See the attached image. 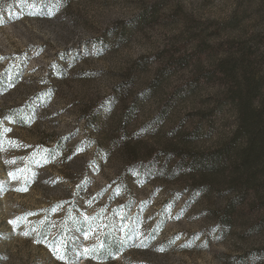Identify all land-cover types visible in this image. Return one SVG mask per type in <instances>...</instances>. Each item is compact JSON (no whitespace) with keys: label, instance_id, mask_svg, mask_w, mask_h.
<instances>
[{"label":"rangeland","instance_id":"1","mask_svg":"<svg viewBox=\"0 0 264 264\" xmlns=\"http://www.w3.org/2000/svg\"><path fill=\"white\" fill-rule=\"evenodd\" d=\"M241 50L263 77L264 0H0V264H264L263 209L185 168Z\"/></svg>","mask_w":264,"mask_h":264},{"label":"trees","instance_id":"2","mask_svg":"<svg viewBox=\"0 0 264 264\" xmlns=\"http://www.w3.org/2000/svg\"><path fill=\"white\" fill-rule=\"evenodd\" d=\"M242 51L237 58L220 61L208 76L210 79L217 76L224 85L223 101L235 111V132L221 149L199 160L192 157L185 168L188 171L196 166L203 171L228 169V184L236 192L233 203L243 206L247 201L248 210L259 205L264 216V76L257 77L259 64L254 54ZM193 55L195 61L200 58L196 52ZM177 59L181 61L183 56ZM238 139L242 146L233 152L229 146ZM118 149L133 152L127 144H118ZM177 162L180 164L181 158ZM234 210L236 206L232 204L227 216Z\"/></svg>","mask_w":264,"mask_h":264},{"label":"snow or ice","instance_id":"3","mask_svg":"<svg viewBox=\"0 0 264 264\" xmlns=\"http://www.w3.org/2000/svg\"><path fill=\"white\" fill-rule=\"evenodd\" d=\"M20 171H23V170H20ZM9 175H10V176H12V178H13V179H15V178H16V177H15V175H14V174H12V173H9ZM10 223H14V222H10ZM26 234H27V233H25V235H26ZM160 250H162V249H160Z\"/></svg>","mask_w":264,"mask_h":264}]
</instances>
